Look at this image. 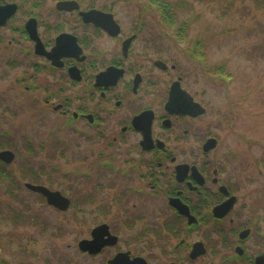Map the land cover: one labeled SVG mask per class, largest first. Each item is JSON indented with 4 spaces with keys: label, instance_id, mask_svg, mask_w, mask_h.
<instances>
[{
    "label": "rangeland",
    "instance_id": "rangeland-1",
    "mask_svg": "<svg viewBox=\"0 0 264 264\" xmlns=\"http://www.w3.org/2000/svg\"><path fill=\"white\" fill-rule=\"evenodd\" d=\"M158 1L169 4L178 24L188 23L185 40L176 38V25H165L156 4L148 0L78 2L82 9L113 12L121 26L120 38L131 32L138 34L132 55H142L139 71L145 77H165L151 66L158 58L186 73L184 87L201 99L206 109L191 125L207 130L218 141L209 159L234 185L238 198L234 215L238 212L241 225L251 217L264 231V0ZM56 2L44 0V8L37 9L38 15L33 17L42 21L38 26L42 36L49 39L53 33L47 34L46 26L64 20L67 25H61L78 28L100 52L119 43V39L104 34L93 37L73 15L57 14L53 8ZM24 4L11 27L0 29V151L10 150L15 156L8 165L0 162V170L7 175L0 177V258L6 264H100L102 258L92 259L77 250V243L89 238L95 223L114 218L121 227L119 223L124 221L120 234L130 243L131 235L140 229L157 226L166 231L163 225L170 214L160 213V199L158 203L148 198L136 201L127 194V205L116 203L125 181L119 174L127 166L126 148L135 140L114 142L115 121L107 119L106 126L98 129L83 122L65 123L59 111L44 103L43 89L51 80H58L59 73L41 67L35 71L34 57L24 53L29 42L21 31L31 2ZM196 41L203 46L201 52L193 51ZM135 60L133 57V63ZM219 65L224 76L215 70ZM28 84L38 86L26 89ZM78 95L83 96L79 86H67L60 98L69 99L73 110L80 104ZM170 145L179 146L182 160L190 159L182 151H197L199 147L193 139L172 140ZM108 158L111 169L101 168L99 164ZM127 176L134 177L131 173ZM26 182L60 191L70 200L69 209L59 212L48 206L41 196L23 187ZM128 220L134 222L126 224Z\"/></svg>",
    "mask_w": 264,
    "mask_h": 264
},
{
    "label": "flooded vegetation",
    "instance_id": "flooded-vegetation-1",
    "mask_svg": "<svg viewBox=\"0 0 264 264\" xmlns=\"http://www.w3.org/2000/svg\"><path fill=\"white\" fill-rule=\"evenodd\" d=\"M29 1L31 4L27 21L35 19L33 17L38 15L37 9L44 8V0ZM29 1L0 0V7L8 4H15L17 7L16 13L8 18L0 29L10 26L20 5L23 6ZM78 1L57 0L54 11L59 15H73L80 27L90 30L93 37L104 34L110 39H119V43H115V48L105 53L100 52L95 44L87 41L86 35L81 36L78 33V28L61 25H67L64 20L59 24L57 22V25L46 26V33H53L47 39L38 31L42 21L35 19L40 40V43H36L25 28L27 21L24 22L21 33L25 34L23 38L29 42L24 53L34 57L32 68L35 71L40 67L46 68L45 71L55 75L59 73L58 80H51L43 89V101L50 105L53 111H59L61 117H65V123L83 122L91 129H98L100 126H106L104 123L107 119L115 121L116 136L112 138L114 142L120 144L129 139L135 140L129 143L130 148H126V154L129 156L126 159L127 166L119 174L125 181L120 186L116 203L127 205L128 195L135 197L136 201H146L145 198H148L158 203L160 199V205L156 204L160 213L170 214L168 222L163 225L166 231L160 228L162 233L157 226L140 229L137 234L131 235L130 243L125 242L120 234L124 221L119 223L121 227L116 225L114 218L95 223L89 231V238L83 240L95 241V246H104H97L93 252H88L78 247L79 241V254L92 259L100 257V264H112L110 261L119 254H123L122 262L115 260V264H263L264 231H260V226H257L251 217L243 225L240 224L238 212L234 215L238 203L234 185L227 177H223V172H220L222 169L214 166L209 159L210 154L217 148L218 141L216 140L214 147L210 149L208 140L215 138L211 137L207 130L199 127L195 129L191 125L192 121H197L205 114L206 109L201 99L197 100L184 87L186 73L180 71L178 65H167L158 58L152 61L151 66L165 77H145L139 71L143 66L142 55H132L135 45L133 42L138 38V34L131 32L120 38L121 26L113 12L94 7L82 9ZM59 2H73L78 8L58 10L56 5ZM90 10L111 14L120 27L119 34L111 36L91 23H84L79 12ZM63 34L74 37L75 43L64 37L63 41L57 44L56 39ZM128 39L131 40L125 43ZM133 57L136 58L135 63ZM53 60L61 66H54ZM70 69H73V74L69 72ZM101 73L105 74L97 81L96 78ZM30 86L35 89L38 85L28 84L26 89ZM67 86H79L83 95L77 96L80 104L73 110L69 99L60 98ZM171 92L181 96L180 104L183 107H187L184 97L186 93L192 103L204 109V113L192 116L169 112L166 106ZM85 103L89 105L86 106ZM178 131L180 133L173 136ZM192 139L199 143L198 150L182 151L190 159H180L177 151L179 146L171 147V141L187 142ZM108 143L110 142L107 141ZM130 150H133L135 155L131 154ZM99 152L100 155L108 157L103 151ZM108 161L109 158L99 164L100 167L111 169ZM152 168L155 170H151ZM128 173L134 177L128 179ZM108 186L111 187V183ZM98 187L101 189V186ZM232 198L233 202L229 206ZM44 201L47 204L46 199ZM132 208H135L134 204ZM133 222L134 220H128L126 224ZM103 232L105 234L100 238ZM254 233L257 236L254 237ZM147 237L153 240L150 241ZM255 247H261L263 250H257ZM0 264L6 263L0 258Z\"/></svg>",
    "mask_w": 264,
    "mask_h": 264
},
{
    "label": "water",
    "instance_id": "water-1",
    "mask_svg": "<svg viewBox=\"0 0 264 264\" xmlns=\"http://www.w3.org/2000/svg\"><path fill=\"white\" fill-rule=\"evenodd\" d=\"M71 3H73V2H70V3L69 2H59V3H57L56 8L58 10H73L74 8L75 9L78 8V6L74 3L71 6ZM16 10H17V7L15 4H8V5H5L3 7H0V26L5 25L8 18H10L12 15H14L16 13ZM79 15L81 16L82 21L84 23H91L94 26L102 29L103 31H105L107 34H109L111 36H117L120 32V27L114 21L111 14H106V13H103V12L98 11V10H90L87 12H79ZM25 28L28 31L30 38L32 40H34L36 43H40L37 31H36L35 19L28 20L26 22ZM64 37L71 39L72 43H75V38L70 36V35H67V34H63V35L59 36L56 39V43L57 44L61 43V41H63ZM130 40L131 39H128L125 43H128ZM37 49H38V44L36 46V50ZM44 54H46V53H44ZM46 56H48V54H46ZM52 64L54 66H61V64L59 62H54V60L52 61ZM72 71H73V69L69 70V72H71V73H72ZM105 73L99 74L97 76L96 80L98 81L99 78L101 77V75L104 76ZM120 74H121V72H120ZM72 77H73V75H72ZM182 93L184 94V92H182ZM184 95H185L184 97H186V101H187L186 106L187 107H183L180 104L181 96H179V94H174L173 92H171L169 102L166 106V108H168L169 112L179 113V114H189L192 116H197V115L204 113V109L202 107H200L196 103H192L191 98H189L186 95V93ZM170 108H172V110ZM208 143H209L208 147L210 149H212L216 143V140L215 139H209ZM13 159H14V153L13 152H11L9 150L0 151V160L2 162L8 164V163H11ZM24 187L26 189L34 192V193H38L41 196H43L46 199V202L48 205L58 209L59 211H66L70 205L69 199L66 198L65 196H63L60 193V191H52V190L46 188L45 186L33 185L30 183H25ZM229 202L230 203L228 205L230 206L233 202V198ZM104 234L105 233L103 232L101 234L100 238ZM92 235L94 236V232H92ZM97 246H98V248H100L101 246L103 247L104 244H100ZM97 246H95V241H91V240H82L78 244V247L81 250L88 251V252H93L95 247H97ZM122 257H123V254L116 255L114 260L110 261V263L115 264V260L122 262ZM259 259H262V258H258V260ZM262 261H264V260H262ZM118 264H120V263H118ZM263 264H264V262H263Z\"/></svg>",
    "mask_w": 264,
    "mask_h": 264
},
{
    "label": "trees",
    "instance_id": "trees-1",
    "mask_svg": "<svg viewBox=\"0 0 264 264\" xmlns=\"http://www.w3.org/2000/svg\"><path fill=\"white\" fill-rule=\"evenodd\" d=\"M148 1L156 4V6L159 9L160 18L165 25H169V27H173L174 25H176L174 34L178 40H183L185 38V32L188 27V23H186V21H183L181 24H178L176 21V14L174 10H171L169 4L167 3L164 4L163 1H158V0H148ZM200 47L201 48L203 47L200 41L194 42L193 51L201 52ZM199 56H202V55L199 54ZM222 68L223 66H220V65L217 68H215V70L217 71V74L223 75V72H221ZM0 177L7 178V175L3 171L0 170Z\"/></svg>",
    "mask_w": 264,
    "mask_h": 264
}]
</instances>
